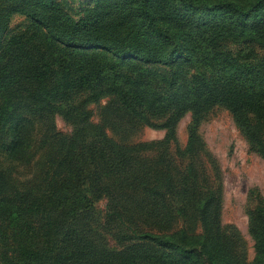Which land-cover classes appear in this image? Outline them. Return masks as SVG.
<instances>
[{"label":"trees","instance_id":"1","mask_svg":"<svg viewBox=\"0 0 264 264\" xmlns=\"http://www.w3.org/2000/svg\"><path fill=\"white\" fill-rule=\"evenodd\" d=\"M9 1L12 10L0 15V131L9 132V157L27 148L32 123L25 116L57 114L74 130L70 136L51 130L56 152L43 194H3L0 174V221L12 238L3 263L242 264L208 214L210 188L194 208L203 225H213L202 236L183 225L136 229L120 208L109 206L107 222L117 226L113 236L106 232L113 249L91 225L99 199L130 188L125 177L132 154L143 145H167L185 113L193 119L188 155L199 143L200 116L219 105L264 159V0H85L77 18L57 0ZM15 13L29 24L7 36ZM233 42L241 47L232 50ZM81 95L87 98L79 101ZM103 98L113 100L104 112L163 129L164 139L128 147L109 139L87 109ZM185 171V181L194 179L191 164ZM150 181L155 183L144 193L159 198L168 185L152 178L140 188ZM176 211L183 222L189 216L188 209ZM167 212L165 204L157 207L159 221L167 223ZM249 232L255 252L250 264H264V206L251 213Z\"/></svg>","mask_w":264,"mask_h":264},{"label":"rangeland","instance_id":"2","mask_svg":"<svg viewBox=\"0 0 264 264\" xmlns=\"http://www.w3.org/2000/svg\"><path fill=\"white\" fill-rule=\"evenodd\" d=\"M73 18L78 17L79 7L85 0H57ZM12 2L0 0V15L6 16L12 10ZM7 36L22 31L29 22L20 14H13L9 19ZM240 43L229 44L232 50H238ZM258 54L262 52L257 48ZM87 95H81L84 101ZM111 98L90 103L91 122L103 126L107 137L121 146H139L162 141L165 131L134 120L117 119L104 108L111 105ZM32 123L31 137L28 138L25 153L9 157L6 150L9 132L0 131V174L5 186L3 194L15 193L22 196H39L47 188L52 174L50 160L56 152L52 132L64 136L73 133V123L65 121L60 115L47 119L25 116ZM190 113H185L174 128V139L167 145H143L132 154L130 173L125 177L129 187H123L110 195H104L96 203L92 228L108 236L117 232V226L108 223L106 209L120 208L126 222L133 228L156 231L168 224L172 229L183 225L190 234L202 236L211 226L203 225L194 208L205 197L206 188L214 193L208 214L220 229L221 236L227 238L234 251L236 261L250 264L254 260V240L249 232L250 216L257 206H264V159L251 147L245 137L235 127L231 114L222 106L215 105L200 116L197 128L199 143L192 156L186 153L188 128L192 124ZM159 125L162 121L150 120ZM87 141H91L89 137ZM188 164L192 165L191 176L185 181L184 175ZM157 176V177H154ZM158 178L167 190H161L159 198L148 197L144 192L152 187H141L143 180ZM167 181H169L167 183ZM173 187V188H172ZM139 188V189H138ZM172 188V189H171ZM184 188H187L185 192ZM180 193V194H178ZM202 201V200H201ZM165 204L168 207L167 223L158 219L156 210ZM187 206V207H186ZM156 207L155 210L152 208ZM188 209L189 216L183 222L176 210ZM8 226L0 221V264L9 262L10 242ZM110 248L116 243L107 237Z\"/></svg>","mask_w":264,"mask_h":264}]
</instances>
